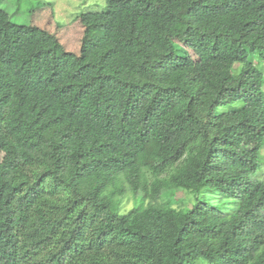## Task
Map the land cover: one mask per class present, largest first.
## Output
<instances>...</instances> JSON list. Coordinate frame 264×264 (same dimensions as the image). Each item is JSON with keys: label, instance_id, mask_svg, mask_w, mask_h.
I'll return each mask as SVG.
<instances>
[{"label": "trees", "instance_id": "trees-1", "mask_svg": "<svg viewBox=\"0 0 264 264\" xmlns=\"http://www.w3.org/2000/svg\"><path fill=\"white\" fill-rule=\"evenodd\" d=\"M81 21L75 53L0 8V264H264V0ZM178 188L234 210L159 202Z\"/></svg>", "mask_w": 264, "mask_h": 264}, {"label": "rangeland", "instance_id": "rangeland-1", "mask_svg": "<svg viewBox=\"0 0 264 264\" xmlns=\"http://www.w3.org/2000/svg\"><path fill=\"white\" fill-rule=\"evenodd\" d=\"M104 0H0V8L7 11L12 21L20 24H33L55 34L69 51L79 53L85 25L81 21L84 12L101 10ZM178 41V40H177ZM191 51V50H190ZM192 56H197L191 51ZM179 61L178 58L175 59ZM260 66L264 70V62ZM263 148L261 150V164L254 177L264 180V131L261 132ZM4 152L0 150V162ZM122 202V211H128L136 207L141 209L147 205V199H139L126 187L123 195H117ZM197 196L205 199L213 205H223V212L231 214L235 204L224 200L218 192L204 191L196 193L183 188L175 189L170 193V198L162 197L159 202L168 203L177 209L192 207L196 203ZM225 202V205H224Z\"/></svg>", "mask_w": 264, "mask_h": 264}]
</instances>
